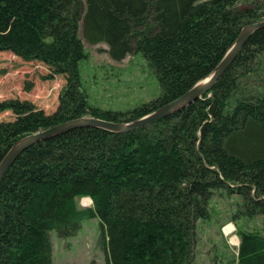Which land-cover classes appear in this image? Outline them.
<instances>
[{
	"label": "trees",
	"instance_id": "1",
	"mask_svg": "<svg viewBox=\"0 0 264 264\" xmlns=\"http://www.w3.org/2000/svg\"><path fill=\"white\" fill-rule=\"evenodd\" d=\"M260 20L264 0H0V51L66 80L52 113L0 101L15 115L0 122V163L21 138L62 122H129L179 98ZM84 41L107 44L114 61L141 52L160 95L128 111L93 106ZM224 192L242 198L232 221L262 218L238 230L232 264H264V28L202 98L168 117L123 133L76 128L26 149L0 181V264H71L54 261L50 233L73 237L93 218L105 264H196L199 221Z\"/></svg>",
	"mask_w": 264,
	"mask_h": 264
},
{
	"label": "rangeland",
	"instance_id": "2",
	"mask_svg": "<svg viewBox=\"0 0 264 264\" xmlns=\"http://www.w3.org/2000/svg\"><path fill=\"white\" fill-rule=\"evenodd\" d=\"M84 43L86 58L80 62L79 68L93 106L103 110L128 111L160 95L159 81L141 52L130 54L122 61H114L107 44ZM65 82L63 75H53L42 62L26 61L9 51H0V101L29 100L45 112L52 113L57 109ZM14 117L11 110L0 112V122ZM78 202L82 207L92 205L88 197L78 198ZM241 203L242 198L238 194L224 192L214 196L211 219L199 221L200 243L196 264H232L236 260L240 244L238 230L259 228L262 222L261 217L251 220L241 217L232 221ZM50 235L56 263L105 264L98 218L83 221L73 237L62 238L55 230Z\"/></svg>",
	"mask_w": 264,
	"mask_h": 264
},
{
	"label": "water",
	"instance_id": "3",
	"mask_svg": "<svg viewBox=\"0 0 264 264\" xmlns=\"http://www.w3.org/2000/svg\"><path fill=\"white\" fill-rule=\"evenodd\" d=\"M262 28H264V20L246 25L240 32L234 44L226 52L222 60L207 77L197 82L192 88H190L179 98L159 107L158 109L142 116L139 119L129 122H114L92 116H84L62 122L48 129L32 133L21 138L11 147V149L7 152L0 163V181L9 170V168L13 165V163L17 160V158L26 149L39 141L49 139L51 137L66 133L76 128L89 126L99 127L105 130L119 133L128 132L148 125L154 121L168 117L169 115L189 106L190 104L202 98L203 95L213 87V85L233 64L250 37L257 30Z\"/></svg>",
	"mask_w": 264,
	"mask_h": 264
},
{
	"label": "crops",
	"instance_id": "4",
	"mask_svg": "<svg viewBox=\"0 0 264 264\" xmlns=\"http://www.w3.org/2000/svg\"><path fill=\"white\" fill-rule=\"evenodd\" d=\"M230 228V227H229ZM227 229V232H229V229L228 228H226Z\"/></svg>",
	"mask_w": 264,
	"mask_h": 264
}]
</instances>
